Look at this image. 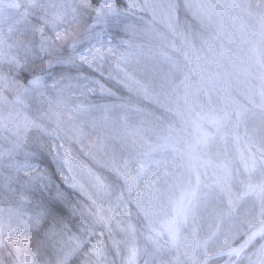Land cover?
<instances>
[{
  "label": "rangeland",
  "instance_id": "obj_1",
  "mask_svg": "<svg viewBox=\"0 0 264 264\" xmlns=\"http://www.w3.org/2000/svg\"><path fill=\"white\" fill-rule=\"evenodd\" d=\"M184 1L200 23L199 31L207 36L205 43L198 32L184 42L178 37L193 61L183 58L169 38L177 36L176 0H131L161 31L118 42L115 54L106 61L129 90L165 111L162 118L78 96L72 103L59 97L55 101L45 93L39 96L42 90L31 85L23 89L24 97L19 91L13 95L12 107L0 117V132L5 127L14 142L35 143L47 131L45 141L57 140L66 161L58 174L53 170L56 178L64 175L82 198L93 203L87 231L81 233L76 227L74 236L68 229L56 228L54 234L36 211L44 196L36 173L17 181L0 172V244L15 242L27 231H40L39 246L31 248V255L25 254L20 264H58L66 257H70L68 264H200L211 252L240 244L264 218V161L260 160L264 157V109L254 104L264 103V15L249 2L253 0ZM70 3L0 0V63L25 65L35 61L34 54L39 59L38 46L44 38L54 37ZM214 41L230 52L221 46L219 54ZM190 64L199 75L196 82L186 73ZM224 70L234 72L235 87H229L244 97L240 102L233 97L237 108L222 98L216 106L209 100L206 83L222 81ZM225 81L221 84L228 78ZM73 104L78 107L74 113L69 108ZM61 137L86 145V153L110 174L90 173L65 152ZM224 157L232 161L229 167L236 168L235 183L248 177L241 195L249 200L246 215L252 216L242 220L244 229L231 222L221 237L224 232L212 225L225 220H212L217 202L210 204L214 188L207 184L215 181L217 189L228 190L232 172ZM121 217L123 230L115 223ZM97 251L98 257L92 255ZM239 264H264V234Z\"/></svg>",
  "mask_w": 264,
  "mask_h": 264
},
{
  "label": "trees",
  "instance_id": "obj_2",
  "mask_svg": "<svg viewBox=\"0 0 264 264\" xmlns=\"http://www.w3.org/2000/svg\"><path fill=\"white\" fill-rule=\"evenodd\" d=\"M97 0H71L69 8L66 10V12L61 15L64 16L65 19H63L58 26V30L66 31L69 33V38L65 42V44L71 43L72 39L80 38L82 36V33L85 30V23L81 19V12L82 10L87 7L89 4L96 3ZM254 7H256V10L258 11V8L262 12V16L264 15V0H253L249 1ZM129 8L126 11V14L122 18V20L119 23H112L109 26V31L111 33V37L109 35H105V40H108L111 38L112 44L114 47H116L117 43L120 41H131L132 37L139 36L140 34L145 35V33H155V31L160 32L161 28L157 26L156 23H153V19H150L148 14L143 10L142 8L138 7V5L132 4L131 0H128ZM175 6V26L174 29L177 32V36H169V38H172L170 40H173V46H176L180 49L181 54L187 59H190L193 61L191 55H185V44L182 43L186 41L194 32H198L202 36V40L204 39V43L206 42L207 36L205 35L206 32H200L199 29L201 28L200 23L191 15L189 12V9L186 6V2L184 0H176V3H174ZM252 5H249V7H252ZM136 7V8H135ZM139 10H138V9ZM251 14L254 15V13L251 12ZM59 16V15H58ZM157 29V30H156ZM156 34V33H155ZM161 34V33H160ZM181 36L182 42L179 40L178 37ZM183 36V37H182ZM136 39V38H135ZM140 40V38L138 39ZM188 43V41H187ZM220 41H214V49L217 50L219 54H221V45ZM229 44V43H228ZM235 43L229 44L234 45ZM211 45V43H210ZM57 47H61L60 44L57 45ZM124 46L120 45V49H123ZM234 47V46H233ZM231 47V48H233ZM230 48V47H229ZM236 48V47H235ZM167 52L176 53L171 48H165ZM222 49L225 51H229L228 48L223 47ZM188 51V49H187ZM235 51V50H232ZM189 52V51H188ZM230 52V51H229ZM174 57V55H172ZM39 58V57H38ZM33 64V65H32ZM105 63V72L109 75V79L105 81L107 84L108 89L111 91H105L104 94H101L99 90L93 94L92 92H89L84 87H63L59 91L52 89V88H46L42 90L41 92H37V94L40 96L42 93H45L47 96H50L51 99L57 100V98H64L67 99L69 102H75L76 100H73L75 96H78L80 98L83 97L86 101H89L90 103H100V105H112V106H126V109H133V110H139L143 112H147L146 115H156L157 118H162L163 111L158 105L153 103V101L147 100L142 94L139 92H134L128 89L125 84H122L116 75L112 74L109 70V67L106 66ZM220 65H223L220 63ZM188 69L186 70V73L191 78L192 82H196L197 79H199V75H197L196 70L193 66L187 65ZM25 67L33 73L40 72L41 69V60L36 59L32 63H26L25 65H22L19 63V65L15 62L12 63H0V117H2L5 114V111L9 109V107H12L13 102V95H17L16 91H19V96L24 97L25 94H23V89L25 87L30 86L27 84L25 80H23L18 73L24 72ZM185 67V66H184ZM195 72V74H194ZM43 74V73H41ZM224 76L225 78H222V81L220 82H213L211 84L206 83L207 90H210L209 94V100L211 102H214V105L216 106V102L219 98H222L226 104L231 103L233 107L237 108V105L233 102V97L238 98V101L240 102L244 97L242 94L232 88L235 87L233 84V76L234 72H229L224 70ZM243 74V73H241ZM142 76V74H141ZM139 76V77H141ZM228 82L223 85V80ZM50 79V78H49ZM145 80V79H144ZM143 81V80H142ZM225 81V82H226ZM232 86V87H229ZM229 90H232V93H229ZM64 99H60L64 101ZM11 101L12 104H9ZM255 106L259 107L260 109H264V103L259 104L258 102H254ZM250 104H248L249 106ZM247 106V107H248ZM115 107V108H116ZM206 107V104H205ZM70 110L74 113L77 111L78 107L76 104L71 105L69 107ZM67 111L63 110L62 112ZM71 113V112H70ZM168 114V113H167ZM77 119H79V116H77ZM162 125L166 126L168 123H163ZM2 128V125L0 123V129ZM13 136L11 132L4 127L2 131L0 132V164L4 165V167L0 166V172H2L5 175H9L14 177L17 181L19 179L22 181V179L25 178V174H31L35 173V171L31 168V163L36 162L35 158H30L27 154L29 152H35L40 157V161L42 163L47 162V158L44 155V152L38 147L37 145V139H35V143L27 142L25 140H19L18 142L13 141ZM41 136V135H40ZM39 136V137H40ZM45 138V137H44ZM65 138V139H64ZM46 140V138H45ZM49 140H52L49 138ZM53 141V140H52ZM60 141H63V146L67 150L68 154L83 163V167L86 168L90 173L100 174V175H109L110 172L107 171V169L101 167L99 164L93 161V159L90 156V152L86 153V151L89 149L86 145H83L81 142L75 143L74 141L68 140L66 137H61ZM51 143V142H50ZM53 143L54 148H57V140H54ZM53 143H51L53 145ZM80 145H82L80 147ZM261 147H264V143ZM82 148V149H81ZM5 150L8 154H6ZM89 155V156H86ZM90 157V158H89ZM225 158V157H224ZM226 164L230 165V160L225 158ZM261 161H264V157L260 158ZM235 163V162H233ZM236 164V163H235ZM237 167V166H236ZM262 166H260L261 168ZM231 169L232 174L229 175V188L228 190H219L217 187L214 186L216 183L215 181H210L211 183L207 184V187H213V195L210 196V204L214 205L213 201L216 200L217 202V209H213L212 212H217L216 217L212 218L213 221L215 220H221L224 219L225 221L221 223H215L213 224V228L216 226L217 229H220L223 231L224 228L227 227V225H230L231 222H236L238 226L240 225V228L243 227V229L246 227L245 225H242V220L245 218V221L249 220L248 217L252 216L249 214L246 215L247 209L246 206L249 205V200L241 195V189L245 186V183H248V177L245 176L243 178V181L240 183H235L232 178L235 176V170L236 168L229 167ZM262 171V170H261ZM55 177L56 174L54 173ZM260 176V175H258ZM17 177V178H16ZM252 177V176H250ZM263 178V176H261ZM66 177L63 175L60 178H56V181L60 183L62 186L69 184L68 180L65 179ZM217 184V183H216ZM40 192V190H39ZM44 196L41 199V202L36 204V211L40 213V217L44 223L50 224L51 218L45 217L42 214V207L43 204L46 202V195L44 192H41ZM11 195L16 197L15 193H12ZM72 199L77 204L78 213L81 215V220L85 224H87V221L89 220L88 211L92 208L93 203H90L89 201L82 198L73 188L72 190ZM248 218V219H247ZM69 222L72 224L71 230L68 229V232L74 233L76 231V221L69 220ZM239 223V224H238ZM236 227V226H235ZM56 228H59L62 230V232H65V228H62L60 223L56 224ZM235 229V228H234ZM226 231V229H224ZM224 232V231H223ZM225 232L223 234L220 233L221 237H223ZM86 235V234H85ZM40 237V231H30V232H24L21 237L11 243H2L0 244V264H20L21 260L23 259V256L25 254L31 255L32 251L31 248L36 247L38 244L37 240ZM209 238V236L207 237ZM210 241L215 240V237L209 238ZM39 246V245H38ZM233 247L232 245H229L225 247L223 250H227L228 248ZM219 250V251H223ZM217 252V251H216ZM213 253V252H211ZM210 253V254H211ZM222 261V260H220Z\"/></svg>",
  "mask_w": 264,
  "mask_h": 264
},
{
  "label": "snow or ice",
  "instance_id": "obj_3",
  "mask_svg": "<svg viewBox=\"0 0 264 264\" xmlns=\"http://www.w3.org/2000/svg\"><path fill=\"white\" fill-rule=\"evenodd\" d=\"M129 7L128 0H97L96 3L89 4L81 12V19L86 25L82 36L65 44L70 34L56 30L53 38H44L38 46L41 60L40 72L33 73L25 67L24 72L18 75L27 84L41 90L50 87L59 91L63 87L82 86L93 94L97 89L101 94H104L106 90L110 92L105 83L110 78L105 72V63L109 55L115 54V47L111 38L105 40V35L111 37L110 24L119 23ZM58 44L61 47H57ZM32 59L36 60L37 56L34 54ZM48 134L45 131L37 140L38 147L47 158L46 163L39 162L40 157L35 152L27 154L30 158H35L36 162H32L30 166L39 178L40 190L47 198L42 207V214L51 218L50 229L54 234L57 223H60L62 228L71 230L70 219L76 221L79 231L83 233L87 229L81 220L82 214L78 213L77 204L72 199L73 185L62 186L56 181L53 170L58 174L61 167L66 165V161L62 160L57 148L45 141L44 136ZM99 219L104 221L105 217L101 215ZM115 223L123 230L125 223L123 217L116 219ZM127 224L128 227H132L131 221ZM73 235L75 236V233ZM87 255L85 253V256ZM92 255L98 257L99 253L93 252ZM69 259L70 257H66L58 264H68ZM81 264H87V262L82 261ZM128 264L132 262L129 261Z\"/></svg>",
  "mask_w": 264,
  "mask_h": 264
},
{
  "label": "water",
  "instance_id": "obj_4",
  "mask_svg": "<svg viewBox=\"0 0 264 264\" xmlns=\"http://www.w3.org/2000/svg\"><path fill=\"white\" fill-rule=\"evenodd\" d=\"M264 234V219H262L252 231L245 237L244 241L235 248H230L223 252H216L207 256L201 264H210L218 259L235 256V259L229 264H239L252 246Z\"/></svg>",
  "mask_w": 264,
  "mask_h": 264
}]
</instances>
